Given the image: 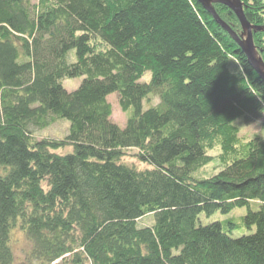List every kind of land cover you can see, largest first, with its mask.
Segmentation results:
<instances>
[{"label": "trees", "instance_id": "16d2710c", "mask_svg": "<svg viewBox=\"0 0 264 264\" xmlns=\"http://www.w3.org/2000/svg\"><path fill=\"white\" fill-rule=\"evenodd\" d=\"M241 1L264 26V0ZM263 116L264 81L199 0H0V264L16 230L30 264H264V135L237 123ZM59 119L63 138L35 134Z\"/></svg>", "mask_w": 264, "mask_h": 264}, {"label": "rangeland", "instance_id": "374dc122", "mask_svg": "<svg viewBox=\"0 0 264 264\" xmlns=\"http://www.w3.org/2000/svg\"><path fill=\"white\" fill-rule=\"evenodd\" d=\"M30 1L36 3L38 0H30ZM256 45L258 44L256 43L255 47ZM257 51H258L259 57L263 59V57L259 53L260 50L257 49ZM73 55H74V52L71 53V59H73ZM149 77H150V73H146V76L143 78V80L149 79ZM81 82H82V78L66 79L63 81V85L67 90L74 91L75 89L79 87ZM108 101L111 103L112 108H113V114L111 117L112 121L124 127L126 124L127 117H126V114L120 108L118 94H111L108 97ZM153 102H156L157 104L158 99L154 97ZM150 106L151 104H149L148 102L144 103V109H148ZM237 123L241 128L240 136L250 138L256 134L264 135V116L261 119L249 125H244V123L241 120ZM69 125L70 123L68 120L59 119L57 122H54L50 127L44 130H36L35 134L40 138L47 136V137H53V138L60 139V138H63L68 133ZM65 151H68V152L72 151V148H68ZM127 153L128 154L123 158L124 162H127L129 164H134L135 166L139 168H145L147 166L141 163L134 156V154L136 153V150H128ZM218 153H219L218 149L210 152L212 156H217ZM217 169H218L217 164L213 162L209 166L202 169V171H200V175L208 176L213 172H217ZM257 207L258 206L255 202L252 203L251 208L253 210H256ZM247 211H248V208L244 207V208L235 209L228 214H222L219 211L212 215L201 214L199 217V223H201L202 225H207V224H210L212 222H217V221L225 222L230 219H239L240 217L244 216L247 213ZM146 222H149V221H145L143 223H146ZM254 231H255V228L247 229L245 226H242L238 228L237 230H234L232 233V236L240 237L243 235L251 234ZM30 248H31V244L28 241V239L23 235L22 232H20L19 230H16L13 235V250H14V263L13 264H30L27 259V252L29 251Z\"/></svg>", "mask_w": 264, "mask_h": 264}, {"label": "water", "instance_id": "95a60500", "mask_svg": "<svg viewBox=\"0 0 264 264\" xmlns=\"http://www.w3.org/2000/svg\"><path fill=\"white\" fill-rule=\"evenodd\" d=\"M203 7L210 12L215 20L221 24L239 44L245 53L249 64L257 72L259 77L264 81V61L258 55V51L254 44V32L263 31V26L252 25L246 18L243 3L241 0H199ZM215 3H221L229 7L238 17L243 32L238 35L228 24H226L218 15L214 8Z\"/></svg>", "mask_w": 264, "mask_h": 264}]
</instances>
